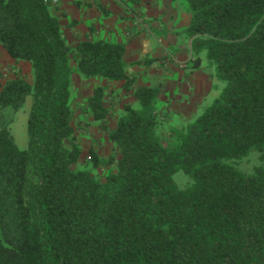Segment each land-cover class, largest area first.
<instances>
[{
    "label": "trees",
    "instance_id": "trees-1",
    "mask_svg": "<svg viewBox=\"0 0 264 264\" xmlns=\"http://www.w3.org/2000/svg\"><path fill=\"white\" fill-rule=\"evenodd\" d=\"M182 5L191 15L190 68H201L205 54L225 87L164 137L161 89L136 88L127 44L72 48L51 3L0 0V44L34 75L33 84L18 75L0 91V264H264V0ZM75 73L134 91L139 107L125 105L115 130L102 126L118 161L92 148L88 168H76L83 151L72 125ZM28 97L21 150L10 126ZM86 111L96 122L110 118L104 87ZM253 151L261 165L247 175L234 162ZM115 162L106 177L94 173ZM180 171L192 180L185 189L173 180Z\"/></svg>",
    "mask_w": 264,
    "mask_h": 264
},
{
    "label": "crops",
    "instance_id": "crops-1",
    "mask_svg": "<svg viewBox=\"0 0 264 264\" xmlns=\"http://www.w3.org/2000/svg\"><path fill=\"white\" fill-rule=\"evenodd\" d=\"M184 8L182 0H142L139 5L120 0H58L51 14L59 19L72 48L85 40L127 44L128 74L136 80V88L160 87L157 109L170 129L200 116L218 98L221 89L216 68L207 66L205 54L201 56V68H190L196 56L192 50L193 40L185 34L191 15ZM152 61L153 64L146 65ZM182 65L187 67L182 69ZM72 67L76 69V64L72 63ZM0 73L6 77L0 80V91L8 80L18 75L30 84L34 81L31 66L14 60L1 44ZM77 83L84 86L95 83L96 87L106 89V107L109 98L113 106L110 118L104 121L109 130L116 129L125 105L139 107L134 91L124 90V82L102 78L86 80L75 73L72 87ZM88 114L91 122L99 124Z\"/></svg>",
    "mask_w": 264,
    "mask_h": 264
},
{
    "label": "rangeland",
    "instance_id": "rangeland-1",
    "mask_svg": "<svg viewBox=\"0 0 264 264\" xmlns=\"http://www.w3.org/2000/svg\"><path fill=\"white\" fill-rule=\"evenodd\" d=\"M206 61L208 60L206 59ZM207 66L209 68L211 67V65H209V62ZM0 75H2V77H0V80H5V75L1 73ZM219 83L221 85V89L218 92V97L221 94L223 88L225 87L224 83ZM96 86L97 84L95 83L90 86H84L82 85V83H77L75 86L72 87L71 82V105L75 110L72 125L76 129V137L83 151L80 163L76 166L77 169L84 170L88 168L87 164L90 158L89 153L92 148L96 150L99 156L105 160H109L112 158L118 161L121 158L120 150L116 147L114 143L111 142L107 133L102 128V126H106V124L104 122H99V124H95L91 122L87 117L89 116V114L86 111V105L88 99L92 96L93 93L90 97L88 96L91 91L94 92V90L97 88ZM111 102L112 101L109 98L107 102V108L109 110L113 108ZM32 103V97H29L25 102L24 108L16 114L15 121L10 126V131L14 135L16 143L21 150H25L28 147L27 124L29 114L32 108ZM164 123L165 129L163 130V136L165 137L167 133V121H165ZM260 165V153L257 151H253L249 154V156L245 157L244 159L234 162V166L247 175H253L255 173L256 168ZM115 167L116 162L114 164L106 163L104 166L98 168L97 170H94V173L98 177H106L110 172L115 169ZM173 180L180 189L187 188L192 181L190 177L182 171L178 172L174 176Z\"/></svg>",
    "mask_w": 264,
    "mask_h": 264
},
{
    "label": "built area",
    "instance_id": "built-area-1",
    "mask_svg": "<svg viewBox=\"0 0 264 264\" xmlns=\"http://www.w3.org/2000/svg\"><path fill=\"white\" fill-rule=\"evenodd\" d=\"M46 3H51L52 6L57 5L58 0H45ZM187 66L186 65H182V69H185Z\"/></svg>",
    "mask_w": 264,
    "mask_h": 264
}]
</instances>
